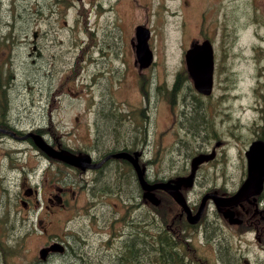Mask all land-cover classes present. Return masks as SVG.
<instances>
[{
    "label": "rangeland",
    "instance_id": "obj_1",
    "mask_svg": "<svg viewBox=\"0 0 264 264\" xmlns=\"http://www.w3.org/2000/svg\"><path fill=\"white\" fill-rule=\"evenodd\" d=\"M38 1L0 0V28L4 27V35L0 34V54L13 55V69H20L25 80L24 83L20 79L17 81V72L13 70L11 86L3 87V68H0V100L4 101L0 123L8 126L11 118L29 119L37 128L49 123L40 129L47 138L55 142L58 138L65 143L75 140L84 145L89 135L93 137L95 129L97 107L92 102L93 97L104 92L109 97H118L114 101L132 107V117H141L138 111L146 108L143 126L148 122L149 135L152 133L151 137L156 142L161 140L163 149L160 153L165 149L162 159L156 158L154 163L143 161L144 165H155V170L150 171L153 182L164 178H187L193 173L194 166L199 179L197 185L183 191L192 195L190 201L197 203L201 202L198 196L204 191L206 193L216 187L227 188L216 189L220 192L235 191L241 185L247 173L245 152L253 141L264 138V0ZM35 14L42 18L31 17ZM139 25L149 28L152 33L149 44L154 60L147 68H142L136 56L138 41L135 30ZM207 40L212 42L216 65L211 95H203L196 90L184 57L191 45ZM33 60L37 61L33 64ZM56 60L61 61L54 75ZM24 64L33 69L50 64L49 73L54 77L49 74L37 78L29 76L23 73L26 67L20 68ZM34 72L44 75L42 70ZM114 87L117 90L109 93L108 88ZM55 90L56 96L60 97L59 103L53 104L50 112L51 104L46 100L54 99ZM10 91L13 92L11 98ZM20 102L34 107L32 110H18L17 106H22ZM194 107L193 115L199 122V131L195 134L190 130L194 120L189 124L184 119ZM110 112L111 109L104 106L100 115L105 118ZM96 123L100 121L97 119ZM111 124L107 120L100 130H113ZM211 124L215 134L209 133ZM184 125L187 128L181 132ZM124 128L125 125L121 124L120 129ZM190 138L197 142L191 156L187 154L192 143ZM174 143L183 152L174 151L171 166L168 155ZM16 149H19L17 154L13 153ZM200 154L212 155V158L193 165ZM41 162L42 158L28 145L12 149L0 141L1 220L4 212L10 209L18 211L20 220L5 215L4 227L10 236L22 239V244L10 239L11 247L21 248V254L11 258L10 264H113L107 258L119 252L122 241H131L137 236V229L134 230L135 227L127 222L131 211L136 208L143 210L139 195H119L123 199H131L130 204L125 205L115 195H68L69 202L64 208L55 201L49 211L52 212V223H45L43 227L54 237L65 238L72 245V252L66 255L64 247L63 254L45 263L49 260L46 235L37 223L33 225L35 213L31 210L22 212L15 204H20V195L15 200L14 195H3L19 192L20 182ZM88 162L85 161L87 165ZM107 176L113 182L117 178L114 173ZM132 179L127 175L128 186L135 188ZM100 186L96 191L103 189ZM82 191L85 189L78 192ZM129 191L134 192L132 189ZM160 194L163 192H158L161 197ZM43 201L46 209L50 205L47 195ZM151 206L149 203L148 208ZM202 210L203 207L199 213L202 214ZM45 212L47 214V210ZM180 213L182 210L175 201L165 196L160 211L155 215L149 214L154 224L149 221L152 224L149 225L147 221L141 231L148 235L150 227L162 228L160 225L164 221L169 239L163 238L162 241L167 243L170 253L181 254L177 259L184 264H224L222 251L219 252L224 241L233 246L235 255V259L231 256L226 264H264L262 230L257 233L252 228L236 229L215 215L207 224L203 221L192 226L181 220ZM200 217L199 214L193 222ZM31 228H34L33 232L28 233ZM2 231L0 224V234ZM149 242L142 237L139 243L141 247H144L143 243L147 245L142 249L144 255L149 253ZM1 246L3 244H0V249ZM40 250L45 252L41 255ZM140 250L138 248L136 253L139 254ZM167 258L165 256V260ZM0 264H3L2 259Z\"/></svg>",
    "mask_w": 264,
    "mask_h": 264
},
{
    "label": "flooded vegetation",
    "instance_id": "obj_2",
    "mask_svg": "<svg viewBox=\"0 0 264 264\" xmlns=\"http://www.w3.org/2000/svg\"><path fill=\"white\" fill-rule=\"evenodd\" d=\"M50 20L52 17H48ZM3 28H0L2 32L1 35H4ZM0 35V36H1ZM38 35H36L37 38ZM34 49H37L34 47ZM6 50V49H5ZM12 54L3 52L0 54V58H3V60H0V68L2 69L4 82L2 83L3 87L11 86V72L15 69H13V66L15 64V59L13 60ZM31 56V55H30ZM37 60H33L32 63L36 62ZM61 60H56L55 65H53V71L52 73L55 75L56 71L55 68L58 67L59 62ZM27 63V61L25 62ZM33 63V64H34ZM1 64H6V67H2ZM23 67H26L27 70L23 69ZM20 68L23 69V73L28 74L32 77H45L46 75H50L49 72H51L50 64H45L41 69H33L31 67L26 66L25 64L22 65ZM39 70H42L44 72V75L36 74L34 71L39 72ZM17 72V81L20 79L25 82V80L21 77V70L19 69ZM42 72V73H43ZM50 77H54L52 74ZM1 78V76H0ZM6 78V80H5ZM17 87V85H15ZM176 86V85H175ZM174 86V87H175ZM117 90V88H108V92H112ZM56 90L54 91V99L50 98L46 100L47 104L52 105L55 103H59V95L56 96ZM11 94L13 95V92L10 91V98ZM146 97V95H145ZM149 98V96H148ZM72 99L79 100L81 97H73ZM102 99V100H101ZM113 99H118V97H109L106 93L100 92L99 96H94L92 102L97 107V112L94 113L95 117L94 119H98L100 121L99 124L96 123V120L94 121L95 129L93 133V137L89 135L88 142L79 143L78 141L73 140L71 143L64 142V144H60L57 141H53L50 138H47L48 142L56 149H67L70 150L73 153H84L87 155H90L92 159V164L89 168L86 169H79L74 166L65 164L63 162H59L57 160L48 159L46 156L42 154V162L37 164L32 171V175L29 179L25 178V180H22L18 186L19 192L4 193L3 195H20V204H18L21 208V211H27L31 210L35 213V219L33 220V225L40 226L42 228L41 231L45 233V245L46 247L55 244L56 242H62L66 247V255L71 254L72 252V245L65 241V238H59L54 237L53 234L49 233L46 229H44L43 224L52 223L53 217L51 216L52 212H49L51 210V206H54L53 204L55 201L57 204L64 208L66 204L69 202L67 197L68 195H83V194H89V195H115V197L119 198V201L122 204H130L131 199L126 198L123 199L119 195H140V200L142 201V207L147 214L148 211V200L144 197V195H148V191L144 188V185L140 181V175L138 174V171L136 172L134 169V165L132 162H130L127 159H120L116 158L115 156H118L120 152L129 153L136 158H138V162L141 166V168L144 170V179L148 182H153L152 179V173L150 174V171L155 170V166L152 165H144L145 162L151 161L155 162L157 159H162L164 157V150L162 153H160V150L162 148L161 140L158 139L156 142L154 138L151 137L152 133L149 135L148 130V122L143 126V121L146 120V118L143 117V112L145 109L139 112L141 117L135 118L132 117V107H126V112H118V113H109L108 117L111 121L110 124L113 121V130L109 131V134L112 132V136L109 137V134H106V137L102 136V131L100 130V126L102 125V120L105 119L107 121V118H102L104 115H100V111L103 109L105 105H110L113 103H122V102H115ZM43 99H41L42 101ZM44 101V100H43ZM4 101L0 100V112L1 114L3 112V104ZM6 104V102H5ZM20 105H23V109L30 110V106L26 104L25 102H20ZM32 106H34L32 104ZM17 109L20 110V107L17 106ZM128 114V115H127ZM127 115V116H126ZM11 118V117H10ZM31 122V120L26 118L13 119L11 118L10 125L6 126L3 125V123H0V129L6 130L7 132L1 131L3 133H0V141L2 144H6L8 141V138L15 139L17 141L23 142V143H32V136L30 137L31 132L37 131V128L35 126V123ZM121 124L125 125L124 130H121ZM120 133L122 136V139L120 140ZM185 132H183L184 134ZM109 137V138H108ZM149 137V138H148ZM32 138V139H31ZM34 141V140H33ZM87 144H91V146H87ZM21 145V144H20ZM63 151V150H62ZM119 153V154H118ZM115 155V156H114ZM128 163L129 165L125 164ZM127 165V167H126ZM126 170H124V167ZM152 166V169H151ZM52 173V174H51ZM111 173L116 174V180L111 181L110 178L107 175H110ZM127 175H130L132 179V184L135 185L134 187H130L127 184ZM165 179V178H164ZM174 178H170L169 180H172ZM136 180V183H135ZM166 180V179H165ZM197 178L195 183L197 184ZM195 184V185H196ZM98 185H101L100 187H103L101 191H96L98 188ZM81 189H85V191L78 192ZM111 189V190H110ZM118 189V190H117ZM133 190L129 191V190ZM147 191V192H146ZM184 195L186 197V200L188 202L189 208L192 210V214L195 216L200 210L201 204L205 199V196L208 195L211 191L208 190V192L201 193L198 197L201 198V202H192L191 196L189 193L184 191ZM216 192L219 195L222 196H231L232 194H229L228 192H220V191H212ZM230 192V191H229ZM47 195L49 206L44 209V196ZM16 196V197H17ZM168 195H161V200H163V197ZM197 196V195H196ZM14 198V200L16 199ZM140 201V202H141ZM47 202V201H46ZM242 206L234 207L232 210L235 211L238 218L242 220V223L239 224V226H243L244 228H252L255 229L258 233V230H262L264 232V193L262 196L255 197L251 199L250 202H244L241 204ZM254 206V207H253ZM198 208V209H197ZM253 209V211L251 210ZM183 209V208H182ZM47 210V214H45ZM220 210V211H219ZM214 204L212 199L205 200V204L203 206L202 210V216L201 222L208 223V220L211 219L212 216H216L217 219H221L223 217V214L229 210V208H223L219 209ZM184 211V210H183ZM186 215V216H185ZM204 217V219H202ZM181 220L186 221L190 224L188 214L184 211L180 214ZM175 222V219L173 220ZM192 225V224H190ZM194 226V225H192ZM239 227L238 225H236ZM34 228H31L28 233H32ZM44 229V230H43ZM144 236L147 239V234L144 232ZM259 242H262V239H259V236H257ZM57 252H49L48 258L49 260L45 263H48L53 258L57 257ZM66 258L65 256H61ZM77 257H75L76 259Z\"/></svg>",
    "mask_w": 264,
    "mask_h": 264
},
{
    "label": "water",
    "instance_id": "obj_3",
    "mask_svg": "<svg viewBox=\"0 0 264 264\" xmlns=\"http://www.w3.org/2000/svg\"><path fill=\"white\" fill-rule=\"evenodd\" d=\"M136 37H137V41H138L137 51H136L137 61L139 62V64L141 66H143L142 68H147V67L152 65L153 60H154V54H153V51L151 50L150 45H149L151 32L148 28L140 26L136 29ZM185 63H186V68H187L188 74L191 77V79L193 80L196 90L203 95H211L212 89H213V82H214V66H215L214 49H213L211 43L209 41H205L203 43H195V44L191 45L190 48L186 52ZM205 72H206V78H205V80H203L205 77ZM33 136H35L37 138V140L39 141V143H41L44 147H46L52 153L57 155V156L52 157L47 153L49 157L54 158V159L59 158L58 160L64 161V160H62L61 156L62 155L69 156L68 154H65V153H61V154L56 153L57 151L55 152V150L48 143H46L41 136H38V137H37V135H33ZM255 146H258V147L263 146L264 147V141L263 140L254 141L251 144L249 150L246 152L247 158L249 156V152ZM85 157H87V156H85ZM115 157L116 158H126V159H129L130 162H132V164L135 166V168L137 169V171L140 175L141 183L143 185H145V187L149 191L148 195H145V198H148L150 202H152L155 205L159 204V201L155 200V194L152 193V191H154V190H162V191L166 192L167 194L169 193L170 195H173L174 197H175V195H177L178 199L180 200V201H178L179 202L178 204L180 206H182L183 209L187 213H189V216H191V218H192V220H191L192 224H196V222H198V221L193 222V219L198 217L199 214L201 215V213H198L196 216H193L192 213L190 212L189 208H188L189 209V211H188V209H187L188 206H186L187 205L186 201H185V199L181 193L182 186H184V187H192L193 186L195 172H196L195 171L196 168L194 166H193V173L189 177L180 178L178 180H172V181L166 182V183H158V184L154 185V187H153L150 184H148L147 182H145L144 177L142 178L144 180V182L142 181L141 174L143 176L144 171H142V169H141V172H140V167L138 164V158L133 157L128 153H120L118 156H115ZM211 158H212V156H202L201 155V156L197 157L196 159H194L193 165H194V163H197V164L203 163L204 161L210 160ZM87 159L89 161L88 166L86 164L81 165L83 168L89 167V165H90V161H91L90 157H88ZM83 160H85V159L83 158ZM64 162H66V161H64ZM260 165H261L260 169L263 171L262 177H261L260 182H259V185L261 186L262 180H263V184H264V179H263V176H264V159L262 160ZM244 185L245 184H243L239 190L242 191ZM168 187H170V189ZM167 189H169V190H167ZM262 189H263V186H262ZM241 191H239L238 194L236 193L237 194V195L235 194L236 196L234 195L235 198L232 196L234 199L230 202L231 205L236 204L234 206H238L239 203L242 202V200L245 197H247L246 200L249 201L251 197L255 196L254 193H252L250 195L240 194ZM261 191H260V193H261ZM257 193H258V191H257ZM212 197L214 199L220 198L217 194H215V195L212 194ZM232 197H230V198H232ZM151 198L153 199V201H151L152 200ZM230 198H225V199H230ZM243 201H245V200H243ZM234 206H231V207H234ZM228 214H229V212H228ZM229 216L231 217V223L230 224L237 225V224H240L242 222L240 219H239L240 221H237L238 218H236L234 211H232V214L231 215L229 214ZM234 218L237 220H233ZM228 220H230V219H228ZM42 252H45V251H42Z\"/></svg>",
    "mask_w": 264,
    "mask_h": 264
},
{
    "label": "trees",
    "instance_id": "obj_4",
    "mask_svg": "<svg viewBox=\"0 0 264 264\" xmlns=\"http://www.w3.org/2000/svg\"><path fill=\"white\" fill-rule=\"evenodd\" d=\"M52 1L54 3L59 2V0H52ZM63 1L67 2V0H63ZM36 2H39V1L36 0ZM0 6H1V3H0ZM38 11L39 10H37V12ZM38 14H35L31 17H41L42 18V16H38ZM23 21H24V19H23ZM1 66L6 67V64H1ZM186 78H187V76H186ZM5 80H6V78H5ZM194 110H195V107L193 108V111H192V113L189 114V116H187V117L184 116V119H185V122L188 121L189 124L194 120V122L191 125V126H193V129H190V128H188V129H190L191 132L195 134L196 132L199 131L197 129L199 122L195 121V116L193 115ZM207 110H209L211 112V110L209 108H207ZM199 114L201 115V113H199ZM188 117H190L191 119L189 120ZM105 118H107L106 120L111 122L109 120V117H105ZM105 122H106L105 119H103L102 123L105 124ZM112 124H113V121H112ZM211 125H210L211 130L209 133L215 134L214 126H213V124H211ZM186 128L187 127L184 125L181 129L185 130ZM101 134H102V136L106 137V134H109V131L104 130V131H102ZM111 134L112 133L109 134V137L112 136ZM120 135H121V133H120ZM259 139H264V138L259 137ZM194 148H195V144L191 143L189 145V149H188V153H187V154H189V156L192 155ZM180 151L183 152L182 149H180ZM170 155H173V152H171ZM125 164L129 165L127 162ZM127 165H126V167H127ZM123 168H124V170H126L125 166ZM139 197H141V196L139 195ZM134 210H135V212H134ZM134 210L130 212L131 218L127 222V224L134 226L135 227L134 230L137 229L135 231L137 233V236L135 238H133L131 241H128V239H125L124 241H122L119 252H117L115 255L111 254L109 256V258H107V259H109L113 264H124V263L125 264H184L183 261H180L177 259V257H180L181 254L178 253L176 255V253H173V252L170 253V251H169L170 248L167 247V243L162 241L163 238H165L166 240L169 239V235L167 234V232L165 230V222L164 221H163V225H160V226H162V228L150 227L149 233L147 235V239L150 241L149 242V244H150L149 253H148V255L142 254V249L147 247V245H146V243H143L144 247H141L142 244H139L142 242V237L145 238L144 231H141V230H143V225H145V223L147 221H148V223H149V221L150 222L152 221L154 224V221L149 217V214H154V215L157 214L160 211V207L159 206H154V207L151 206L150 209L148 208V214L147 215H145L144 211L141 208H139V209L136 208ZM5 215L7 216V218H9L10 216L12 218H14L13 213H11L9 211H6ZM5 215L2 216V220H1V215H0L1 228L4 229V231H2V234H0V241L2 242V243L0 242V244H3V246H1V249H0V255H1L0 260L1 259L3 260V264H10L14 257L19 256L21 254V248L16 249L15 247L10 246V245H12L10 239L12 241L19 242L21 244H22V239L14 238V237L9 235L6 227H4V225H6L4 222L6 220ZM149 225H152V224L149 223ZM235 228L236 229L238 228L240 230L245 229L243 226H239V227H235ZM19 246H21V245H19ZM138 248L141 249L139 251V254L136 253L138 251ZM220 250L222 251L221 252V261L224 264H226V261H227V263L230 261L231 256H233L232 258L235 259L233 246L230 243L224 241V243L221 245V248H219V252H220ZM165 256L168 257L166 260H165ZM169 256H170V258H169ZM169 259H173V260L169 261ZM198 264H200V263H198ZM204 264H216V263L211 262V263H204Z\"/></svg>",
    "mask_w": 264,
    "mask_h": 264
},
{
    "label": "bare ground",
    "instance_id": "obj_5",
    "mask_svg": "<svg viewBox=\"0 0 264 264\" xmlns=\"http://www.w3.org/2000/svg\"><path fill=\"white\" fill-rule=\"evenodd\" d=\"M206 78V72H205V77L203 80H205ZM33 140H34V143L35 145L39 148V149H43L42 151L45 153V154H49L50 156L54 157V156H57L55 155L54 153H52L49 149H47L46 147H44L41 143H39V141L37 140V138L33 135H31ZM56 152V151H55ZM58 154H61V153H65V154H68L69 156L67 155H62L61 158L62 160L66 161L64 163L68 164V165H71V166H74L76 168H79V169H86V168H89V167H85L83 168L81 165H84L86 164L85 161L83 160V155H79V156H73L72 154L66 152V151H60V152H56ZM47 154V155H48ZM71 156V157H70ZM124 156V155H123ZM59 159V158H57ZM122 159H126V158H122ZM264 159V147H258V146H255L250 152H249V156H248V178L246 180V182L244 183L245 185L243 186V189L242 191L240 192V194H243V195H250L252 193H254L255 195H258L260 193V191L262 190V186H263V180H262V185L260 186L259 185V182H260V179L262 177V170L260 169V163L262 162V160ZM129 160V159H127ZM68 162V163H67ZM73 164V165H72ZM263 166V165H262ZM263 179H264V176H263ZM177 184V183H176ZM156 185V184H155ZM154 187V185H153ZM144 188L148 191V189L145 187L144 185ZM170 189V187H168ZM167 189V190H169ZM239 191L237 192V194L239 193ZM258 191V193H257ZM149 192V191H148ZM153 192V191H152ZM169 194V193H168ZM236 194V195H237ZM239 194V195H240ZM170 195V194H169ZM235 195V196H236ZM177 203H179L178 201H180L177 197V195H175V197L173 195H170ZM234 197V196H233ZM230 198V199H225V198H220V199H214L213 197L210 198L212 200H214V202L216 203V205L218 206L219 209H223V208H230L231 206H234L236 204H230V202L235 198ZM152 199V198H151ZM247 197H245L242 202H240L239 204H243L244 202H250V201H247L246 200ZM153 201V199L151 200ZM182 207V206H181ZM183 208V207H182ZM184 210V209H183ZM185 211V210H184ZM186 212V211H185ZM187 213V212H186ZM188 214V218H189V222H191L192 218L191 216H189V213ZM198 214V213H197ZM196 214V215H197ZM195 215V216H196ZM225 217L230 219L229 222L231 223V217L229 216L228 214V211H226L224 213ZM193 217V216H192Z\"/></svg>",
    "mask_w": 264,
    "mask_h": 264
}]
</instances>
